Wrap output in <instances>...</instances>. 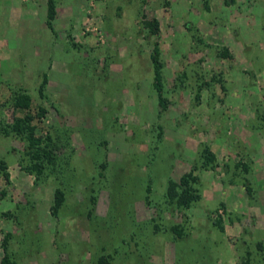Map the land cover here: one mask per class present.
<instances>
[{
	"label": "rangeland",
	"instance_id": "obj_1",
	"mask_svg": "<svg viewBox=\"0 0 264 264\" xmlns=\"http://www.w3.org/2000/svg\"><path fill=\"white\" fill-rule=\"evenodd\" d=\"M46 1L0 0V258L8 233L16 264H264V0H53L52 31ZM16 92L53 166L9 131ZM189 170L184 209L166 192Z\"/></svg>",
	"mask_w": 264,
	"mask_h": 264
},
{
	"label": "trees",
	"instance_id": "obj_2",
	"mask_svg": "<svg viewBox=\"0 0 264 264\" xmlns=\"http://www.w3.org/2000/svg\"><path fill=\"white\" fill-rule=\"evenodd\" d=\"M55 16V8L53 0L46 1V18L45 24L52 31V19ZM151 34L158 37L159 29L157 21L152 18L145 21ZM226 57H230V54L225 49L222 53ZM160 49L158 41L155 40L152 44L151 52L149 55L150 63L152 66V87L156 93L158 105L161 110L166 108V99L162 95V61L159 58ZM46 82L45 75L43 76L41 83L38 87V92L41 94L43 86ZM198 95H196V98ZM12 122L9 125V131L19 136L25 141V151L30 160L34 162V165L38 167V171L42 169L43 163L53 166L55 163V149L51 142L50 136L44 126L45 109L38 105L33 104L31 97L24 92H16L10 101ZM5 166L0 161V170L5 179H7V173L4 171ZM196 177L193 175L192 170H189L178 178L177 182H169L167 187V198L174 202L176 206L180 208H188L190 204L199 199V193L193 186L196 182ZM146 191H149L147 187ZM146 198V197H145ZM64 199V194L60 188H55L53 192V201L49 208V212L52 216H55L57 210L61 206ZM215 226L219 230H222V225L219 219L214 221ZM171 232L179 237L182 235L180 226L173 225L170 228ZM9 234L6 233L1 241L2 256L0 258V264H16L12 261L7 253V239ZM99 264H108L102 256L98 259Z\"/></svg>",
	"mask_w": 264,
	"mask_h": 264
}]
</instances>
